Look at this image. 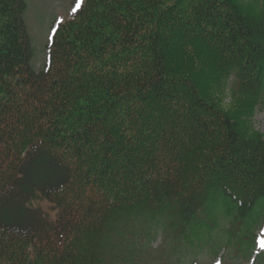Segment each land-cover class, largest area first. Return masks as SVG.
<instances>
[{"label":"trees","instance_id":"obj_1","mask_svg":"<svg viewBox=\"0 0 264 264\" xmlns=\"http://www.w3.org/2000/svg\"><path fill=\"white\" fill-rule=\"evenodd\" d=\"M242 2L72 0L36 72L27 4L0 0V264H105L107 235L145 208L196 228L190 250L230 226L251 252L264 3Z\"/></svg>","mask_w":264,"mask_h":264},{"label":"rangeland","instance_id":"obj_2","mask_svg":"<svg viewBox=\"0 0 264 264\" xmlns=\"http://www.w3.org/2000/svg\"><path fill=\"white\" fill-rule=\"evenodd\" d=\"M27 3L25 22L32 42L33 58L31 65L39 72L45 59L46 43L49 39L53 22L64 19L71 7L72 0H24ZM243 0L247 6L245 11L250 15H258L264 0ZM231 101L227 98L226 105ZM258 106L250 119L254 130L264 134V105ZM261 210L264 208V201ZM221 206V205H219ZM34 208L45 213L54 214L52 205L45 201H35ZM159 209L160 207H153ZM151 208H145L143 215L130 218L119 223L105 241V264H258L261 258L251 260V254L244 252L239 243L241 228L225 227L227 236H213L210 246L205 243L201 249H188L195 229L179 230L178 221L175 228H170L164 219L150 215ZM221 211V210H220ZM264 219V218H263ZM180 220V218H179ZM226 226V225H225ZM170 229V231H168ZM252 231V236L257 233ZM264 234V231H263ZM190 237V238H188ZM264 240V236L261 238ZM259 241V240H258ZM254 256V255H253Z\"/></svg>","mask_w":264,"mask_h":264},{"label":"snow or ice","instance_id":"obj_3","mask_svg":"<svg viewBox=\"0 0 264 264\" xmlns=\"http://www.w3.org/2000/svg\"><path fill=\"white\" fill-rule=\"evenodd\" d=\"M81 3H82V0H76V8L73 9L74 12L76 11V9L80 7Z\"/></svg>","mask_w":264,"mask_h":264}]
</instances>
